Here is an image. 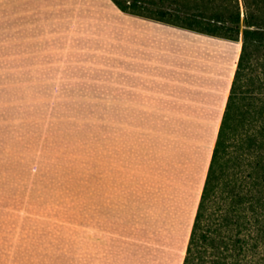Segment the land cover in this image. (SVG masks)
<instances>
[{"label":"crops","instance_id":"obj_1","mask_svg":"<svg viewBox=\"0 0 264 264\" xmlns=\"http://www.w3.org/2000/svg\"><path fill=\"white\" fill-rule=\"evenodd\" d=\"M212 42L222 49L220 37L126 13L113 0H0V82L24 81L35 91L32 95L43 97L59 96L62 82L92 95L98 93L91 91L102 90L105 113L119 114L118 136L105 133L102 137L104 146L97 150L101 158L94 173L88 145V235L83 264H118L124 258L127 264H137L143 256L138 237L153 224L163 226V243L153 244V252L143 257L142 264L183 263L240 48L231 52L227 68L219 69L216 77L200 71L192 75L179 71L178 66L183 57L182 66L191 67L190 58L211 50L201 43ZM52 83L54 93L47 88ZM203 88L211 91L203 92ZM6 90L0 89V96L15 94ZM201 107L218 115L212 118L214 133L208 155H202L203 161L197 158L190 169L195 189L190 186L183 192L177 186L174 194L164 193L158 183L166 175L165 164H161L166 147L151 152L144 130L152 124L145 123V114L161 112V108L191 113ZM0 112L4 114L0 116V264H15L21 253L16 251L12 203L17 185L21 190L28 178L31 187L32 172L26 161L17 163L10 115L4 107ZM158 127L167 132L171 124L160 122ZM56 167L51 168L59 170ZM94 177L97 183H93ZM59 191L66 198L70 195L72 225L76 227L80 188L71 183ZM193 191L192 204L189 192ZM75 246L74 236L72 264H80Z\"/></svg>","mask_w":264,"mask_h":264},{"label":"rangeland","instance_id":"obj_2","mask_svg":"<svg viewBox=\"0 0 264 264\" xmlns=\"http://www.w3.org/2000/svg\"><path fill=\"white\" fill-rule=\"evenodd\" d=\"M221 39L223 50L215 42L207 43L209 45L201 43V46L207 45L211 50L206 49L202 57L190 58L192 65L187 69L182 66L185 59L180 58L182 64L178 66L179 71L182 69L192 75L200 71L211 77L219 75V69L227 68L229 55L239 46L238 40ZM0 83L1 90L5 88L9 94L15 93L0 96V107H4L5 114L10 115V127L14 134L12 136H15L14 141L12 139L13 152L17 156V163L26 161L27 169L31 168L32 172L31 187L25 177L23 184L26 185L21 186V190H18L20 187L17 185L15 203H12L15 210L16 251L21 253L20 257L15 258V264H72L74 236L75 248L79 251L77 259L83 264L88 235V145H91V169L94 173L99 164L98 158H101L97 150L104 146L102 137L105 133L112 137L118 136L119 114L105 113L106 98L102 90H93L91 92L98 95H92L88 94L86 89L72 88L70 82H62L59 96L43 97L32 95L35 91L24 81ZM227 83L226 77L224 90ZM47 88L55 92L53 83ZM202 91L208 92L211 88H203ZM198 110L178 113L161 108V112L145 114V123L152 124L144 130V137L148 140L146 142L151 152L152 148L166 147V153L161 155V164H165L166 175L158 176L162 182L158 183V187L163 189L164 193L174 194V188L177 186L181 187L183 192L186 188L195 189L190 169L197 158L203 161L208 155L214 133L212 118L218 115V112L210 113L205 107ZM1 115L4 114L0 112ZM160 122L171 124L167 132L159 129ZM164 137L168 139L166 143ZM189 141L192 142L193 148ZM196 142L199 144L196 145ZM52 166H58L56 168L59 170H53ZM63 168L65 169L62 170ZM56 173H59V179L54 176ZM164 178L167 182L161 181ZM92 179L93 183H97V177ZM71 183L80 188V206L75 211L76 224L79 227L72 225L70 195L66 198L67 194H59L61 188L70 186ZM56 191L59 198L56 197ZM189 193L193 204L196 194L194 191ZM163 236V226L153 224L146 233L138 237L143 256L137 259V264H142L144 256H150L153 244L163 243ZM126 260L124 258V261L121 260L118 264H127Z\"/></svg>","mask_w":264,"mask_h":264},{"label":"trees","instance_id":"obj_3","mask_svg":"<svg viewBox=\"0 0 264 264\" xmlns=\"http://www.w3.org/2000/svg\"><path fill=\"white\" fill-rule=\"evenodd\" d=\"M124 12L241 40L182 264H264V0H113Z\"/></svg>","mask_w":264,"mask_h":264},{"label":"bare ground","instance_id":"obj_4","mask_svg":"<svg viewBox=\"0 0 264 264\" xmlns=\"http://www.w3.org/2000/svg\"><path fill=\"white\" fill-rule=\"evenodd\" d=\"M238 43H239V48L241 47V41H238ZM207 45H209V44H207ZM209 48V47H208Z\"/></svg>","mask_w":264,"mask_h":264}]
</instances>
